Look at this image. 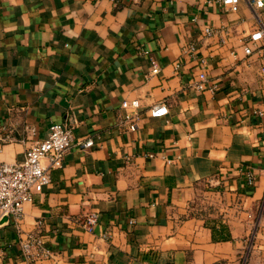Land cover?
<instances>
[{
    "label": "crops",
    "instance_id": "obj_1",
    "mask_svg": "<svg viewBox=\"0 0 264 264\" xmlns=\"http://www.w3.org/2000/svg\"><path fill=\"white\" fill-rule=\"evenodd\" d=\"M258 29L264 10L246 0L235 13L212 0H0V162H22L51 124L74 136L20 231L11 217L0 227V264H264V83L242 50ZM201 71L210 89L196 91ZM157 103L166 116L149 115ZM24 232L51 258L23 260Z\"/></svg>",
    "mask_w": 264,
    "mask_h": 264
},
{
    "label": "built area",
    "instance_id": "obj_2",
    "mask_svg": "<svg viewBox=\"0 0 264 264\" xmlns=\"http://www.w3.org/2000/svg\"><path fill=\"white\" fill-rule=\"evenodd\" d=\"M212 2L219 4L230 13H235L239 4V0H212ZM246 2L253 9L264 10V0H246ZM223 33L226 32L223 31ZM216 34L217 32L210 26H204L202 29L204 39H209ZM262 40L263 42H260ZM221 43H224L223 39H221ZM242 50L246 57L253 55L258 57L260 61L259 74L264 83V29H258L249 34L244 39ZM182 55L196 59V45L188 43L183 48ZM200 63L204 66L205 61L200 59ZM179 67L180 62L174 64L175 69ZM152 72L156 73L157 69L154 68ZM207 82L206 72L201 71L189 86L196 91H203L209 88ZM214 88L215 86L211 87V89ZM121 107L136 109L138 103L136 101L122 102ZM167 114V106L163 103H157L149 110V115L153 118L164 117ZM257 115L263 117V113L260 111L257 112ZM139 117L137 113L125 114L124 121L128 124L129 131H134L137 128ZM260 129L263 135L262 142H264V124ZM73 143L72 125L51 124L43 140L33 142L26 148L22 162L16 164L0 162V223L4 217H11L17 231H20L18 226L23 217L24 204L31 202L33 195L40 193L50 183L49 172L62 167L64 154ZM80 145L84 149H90L94 146V142L92 139H87ZM246 180L249 186L252 185L251 174L247 175ZM96 220L95 214L88 215L83 223L84 229L90 232L96 224ZM105 235L108 236V233ZM43 244L41 237L31 232L22 233L19 237V247L23 260L32 263L51 258V252L44 248Z\"/></svg>",
    "mask_w": 264,
    "mask_h": 264
},
{
    "label": "rangeland",
    "instance_id": "obj_3",
    "mask_svg": "<svg viewBox=\"0 0 264 264\" xmlns=\"http://www.w3.org/2000/svg\"><path fill=\"white\" fill-rule=\"evenodd\" d=\"M201 206H207V204L210 202V199L205 195V197H201Z\"/></svg>",
    "mask_w": 264,
    "mask_h": 264
},
{
    "label": "water",
    "instance_id": "obj_4",
    "mask_svg": "<svg viewBox=\"0 0 264 264\" xmlns=\"http://www.w3.org/2000/svg\"><path fill=\"white\" fill-rule=\"evenodd\" d=\"M7 221V217H4L2 220H1V226L3 225V224H5V222Z\"/></svg>",
    "mask_w": 264,
    "mask_h": 264
}]
</instances>
